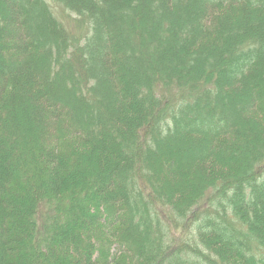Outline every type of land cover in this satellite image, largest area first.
<instances>
[{"label": "trees", "instance_id": "1", "mask_svg": "<svg viewBox=\"0 0 264 264\" xmlns=\"http://www.w3.org/2000/svg\"><path fill=\"white\" fill-rule=\"evenodd\" d=\"M57 4L90 28L71 56L74 36L56 17ZM3 32L10 41L0 48V264H29L25 256L39 248L55 264H238L239 258L264 264V181L248 180L264 164V0H0ZM15 44L24 55L7 63L2 54ZM239 61L245 62L238 73L228 71ZM203 80L200 88L210 81L215 86L213 102L203 101L208 87L203 95L191 92ZM10 99L42 120L44 145L35 155L46 170L52 203L41 186L30 196L25 175L38 177L34 165L24 173L13 161L11 146L18 145L16 130L24 122ZM209 102L219 108L195 110ZM120 107L130 122L110 127V116L121 117ZM191 117L206 128L182 130ZM227 117L233 131L214 129ZM184 137L199 144L187 150L184 163L218 181L210 189L203 179L198 185L185 181L178 157L165 162V174L148 163L152 148L183 146ZM99 152L110 165L93 177L80 175L69 199L63 192L70 187L71 159L90 164ZM148 169L155 177L143 181L140 174L149 176ZM197 190L204 193L194 197ZM212 190L220 192L217 202L208 196ZM48 206L70 219H60L43 237L38 213ZM94 207L98 212L90 213ZM106 207L114 212L108 220ZM161 207L171 210L170 218L198 215L186 250L166 237L169 219L158 213ZM213 222L221 224L218 232L197 230ZM117 225L113 236L119 249L127 247L124 261L111 257L107 245L113 243L104 237ZM224 232L234 240L218 239Z\"/></svg>", "mask_w": 264, "mask_h": 264}, {"label": "rangeland", "instance_id": "2", "mask_svg": "<svg viewBox=\"0 0 264 264\" xmlns=\"http://www.w3.org/2000/svg\"><path fill=\"white\" fill-rule=\"evenodd\" d=\"M263 1V0H262ZM214 5V4H213ZM216 6V5H214ZM243 5H240L238 7H241ZM54 11H55V15L56 17L59 19V21L64 25L66 31L69 34H72L74 36V38L72 39L71 45L68 49L69 52V56H71V52L74 50L75 46L78 44V40H84L85 38V34L90 30L89 25L87 23H83L81 21H79L78 16L75 13H70L68 12L63 6L57 4L56 6H54ZM6 23V22H5ZM10 41L9 35H7L6 33H0V48H2L4 46L5 42ZM32 41V40H31ZM84 42V41H83ZM82 43V42H81ZM23 49L21 48L20 45H14L12 48L5 50V53H3V60H6L7 63L10 62V60H13V55H24L22 52ZM245 61H239L236 62L234 64H230L228 67V71L232 72V71H240V67L242 65V63L244 64ZM34 71L36 70V67H34L33 69ZM4 73V70L1 71L0 69V75ZM205 80H203L198 86L199 89L196 90L194 89L192 92L193 96L197 93H201L203 95V93L206 91L205 89L207 88V90H209L208 92V97H206L205 95H203V101H214L213 96L210 94V92L213 90V87H215L213 85V83L210 81V83H204V85L200 88V85L203 84ZM208 81V80H207ZM21 80H18L17 82V86L21 87ZM175 88L171 91L173 94L177 93V90L174 91ZM24 95L25 97L30 100V98L33 96L31 94H29L26 89L24 90ZM189 93V92H188ZM31 96V97H30ZM15 97V96H14ZM192 97V96H191ZM210 97V98H209ZM133 96H130V99H132ZM171 98V97H170ZM169 98V99H170ZM20 100H22L20 98ZM172 102V100L166 101V107L170 108V103ZM212 102H209L207 104H198V106L195 107V110H217L219 107L218 106H214V104ZM15 104V110L17 112H19V117H21V119L24 122V127L23 128H18L16 130V135L18 136L19 140H18V146L20 150H18V153L15 150V146H11V150L15 151V153L13 152L12 155L13 157V161L16 162L19 166L21 171H23L24 173L28 171L29 166L28 165H34V170L38 171V177L36 178H32L30 177V173L27 172V175H29V177L27 175H25L26 178V186L30 192V196L35 195V189H38V186H41V189H43V194L44 197H48L50 202L52 203L55 199L53 197H51L48 194V190H47V186L45 185V183L43 182V178L45 177V175L47 176V174H45L46 170L43 172L42 171V165L41 163V158L39 156H36L35 153H37L39 151V149L41 148V146L44 145V143H42V141L45 139L43 137V135L41 134V128H40V123L42 122V120L40 119V117H37V119H35V117L32 114V109L28 108L26 106V104L21 103L20 101L18 103H15L12 99H10L8 101V104L11 105V109L14 108L13 104ZM193 103V102H191ZM58 104H60L62 107H64L65 109L68 108V106H66V103L64 102H59ZM164 104V105H165ZM120 116L121 117H116L113 115L110 116V123L109 126L113 127V125L115 123H119L121 122L123 125H127V123L130 122V120H126L125 118V107H120ZM213 117L216 116L214 113ZM219 117V116H218ZM193 117H191V120L189 119V122L184 123V124H180V127L182 130H193L194 128H199V127H204L201 124H197L196 122L193 121L192 119ZM63 121V120H62ZM64 122V121H63ZM147 126L144 125V127ZM225 128H229V131H233L235 129V126L232 124V122L230 121L229 117H227L224 121L219 120L218 121V126H214V129H217L219 131H221L222 129ZM127 132H125V136H127ZM145 136V144L148 143L149 141V134L148 131L144 133ZM209 136V135H208ZM220 137H212L210 136V139H218L221 138ZM172 139V138H170ZM190 138V137H184V138H180V142H183V146H169V142L162 144V147L160 146L158 149L152 148V152L150 153L149 157H148V163L152 164V168L159 170L158 173H163L165 174L166 172H169L168 169H165V162L169 163V165L172 163L174 157H178L179 160L182 162V172L185 174L183 175V178H185V181L189 180L192 181L194 183H196V185L200 184L203 182V180H205L207 183L211 182L208 184V186L206 187L207 189H210L213 185H215L217 182H212L213 181V177H210L207 179L206 175L204 174H196L197 173V168L195 169H190L186 163H184V157H186V153L187 150L190 148H195L196 145L199 146L198 143H196L195 139ZM51 139H49L50 141ZM141 142H142V135H141ZM48 141V142H49ZM164 141V140H163ZM51 142V141H50ZM168 144V145H166ZM216 144V143H215ZM149 148V147H148ZM147 148V149H148ZM67 149L71 151L70 146L67 145ZM10 150V151H11ZM61 150L66 151L63 147H61ZM70 163H69V167H70V171L73 172L71 174V178H65V181L67 180V182H69L70 187H65L64 188V194L71 200H74V190L75 188L78 187V182L76 180L79 179L80 175H83L85 177H93L96 174L99 173H103L107 166L110 165V159L108 157V155L106 154V152H99L97 153V155H95V157L93 158L92 162L90 164H87L84 161H80L79 158H72ZM172 160V161H171ZM39 163V164H38ZM213 162H209V166H212ZM262 170H259L257 172H255L254 174L250 175L248 177V180L251 179V181H254V184H257L259 182L264 181V164H262V166H260ZM153 169H148V174L149 176H142L140 174V178L144 181L147 178H152L155 177V172H152ZM156 170V171H157ZM168 176V175H165ZM171 179H169V183L170 184H175V178L171 175H169ZM203 179V180H202ZM244 179V178H242ZM247 179V178H246ZM242 180L243 182L246 180ZM220 181V180H219ZM76 182V184H75ZM264 183V182H263ZM79 185H81L79 183ZM226 189V186H225ZM146 193L148 195V197L150 199H156L157 195L154 194L152 192V189L150 187H145ZM246 190L249 191V189L246 187ZM228 191V190H225ZM201 190H197L194 193V197H199L202 195ZM212 194V200L214 202H217L220 198V192H216L215 190H212L209 192L208 196ZM226 195V194H225ZM65 197V198H67ZM60 200H58L59 202ZM57 203V201H56ZM55 203V204H56ZM54 204V205H55ZM109 209L106 207V212L102 213L105 218L108 220L110 219L109 217H106L107 214L108 215H112L114 214L113 211H108ZM205 210V209H204ZM19 212H22V209L19 207ZM97 208H91L90 213H96ZM103 212V211H102ZM108 212V213H107ZM170 212L171 210L167 207H161L158 211V213L161 215L162 213H166V214H162L163 217L167 216L168 217V227L166 228V232L165 235L167 238L173 239V244L177 245L178 250L179 249H183L186 250V247L188 245V243L191 242L190 236L189 235H193V228H192V222L194 220H196L198 218V215H194L192 217H188V219L186 220L185 217L181 216V217H175V215H173V217H169L170 216ZM39 215H41L40 220H39V227H40V236L43 237H48V232L52 231L53 229H55L57 227L56 223L61 220H65L70 219L68 216H66V213L63 212H59L55 206L52 207H40L39 209ZM61 214L58 218L57 215ZM20 214H18L19 216ZM169 215V216H168ZM122 216V215H119ZM61 219V220H60ZM62 222V221H61ZM61 224V223H60ZM10 225H12L10 223ZM199 226L197 227V230L199 229V227H203L205 230H211V231H219L221 228V224L219 222H213L211 223L209 226H202L201 224H198ZM119 228V226L117 225V227H112L111 232H109V229H105L104 230V237H106L107 239H109L110 242L113 243L112 244H108V248H110L111 251V257L119 260V261H124L127 257L126 254H124V250L127 247L122 246L119 249V244L117 239H114L115 237L113 236V231ZM225 233V232H224ZM226 234V233H225ZM116 235V234H114ZM214 236L216 235V233L213 234ZM85 236H87V234H84V238ZM226 236V237H225ZM232 234H226L222 237L217 236L218 239L222 240V242H224V239H230L231 241L234 240V238L231 237ZM194 241H197L194 238ZM237 242V241H236ZM198 243H200L198 241ZM226 243V242H224ZM101 245L99 246V250L101 249ZM39 248V247H38ZM84 249H87V247H83ZM89 248V247H88ZM81 251L84 252L83 249H80ZM39 251L38 253L36 252H29L27 253V255L25 256V261H29V264H33V263H38L41 264L46 262V260H44V256L41 255V251L40 248L37 250ZM64 250L59 249L57 252L59 254H61V252ZM262 251H260V254H262ZM243 253V251H242ZM259 256V254H257ZM48 256V255H46ZM49 259V263L46 262L45 264H55V261L51 260L50 257H48ZM239 263L238 264H243V260L241 258L238 259ZM246 261L248 262V260L246 259Z\"/></svg>", "mask_w": 264, "mask_h": 264}]
</instances>
